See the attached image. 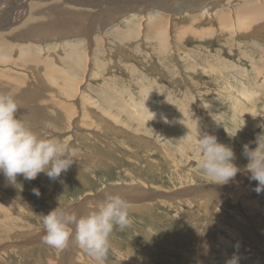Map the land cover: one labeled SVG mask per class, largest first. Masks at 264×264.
Listing matches in <instances>:
<instances>
[{
	"label": "rangeland",
	"instance_id": "obj_1",
	"mask_svg": "<svg viewBox=\"0 0 264 264\" xmlns=\"http://www.w3.org/2000/svg\"><path fill=\"white\" fill-rule=\"evenodd\" d=\"M74 1L81 3L0 0V56L11 60L5 66L0 63V79H5L3 73L10 69L12 81L21 86L20 92L26 90L32 95V100L28 97L23 104L17 102L18 117L38 136L61 141L76 159L55 181L41 173L30 181L18 177L21 187L6 186L0 174V264H226L234 254L239 256V264H264V193L254 191L258 182L250 181V175L243 177L248 174L243 170L249 161L242 154L245 144L254 149L257 137L264 135V127L260 126L264 124V21L248 28L238 19V12L245 5L264 0H233L229 4L227 0H208L214 7H209L212 10L207 15L200 13L203 9L197 0L183 1L193 2L199 8L198 14L185 11L174 15L159 8L162 15L159 18L164 20L169 34V48L163 50L164 54L159 51V55L148 47L151 43L148 35L153 36L149 21L139 17L127 19L133 21L129 27L140 32L139 37L130 39L125 46L114 44L110 37L114 29L127 28L123 21L118 23L120 15L107 31L98 27L90 35L79 32L72 38L68 36L65 39L81 42L77 49L87 59L80 66L74 59L66 63L75 69L74 92L69 96L61 77L55 81L44 72L34 71L29 64L19 65L21 47L27 46L41 47L37 48L38 56L45 59L52 54L55 64L65 67L57 58L62 55L61 49L51 45L52 41L63 40V33L56 31L59 35L50 38H36L39 35L20 38L14 32L31 12L56 8L61 13V3L68 10L91 15L96 12L95 6L105 7V11L125 3ZM141 1L146 4L150 0ZM170 1L178 6L175 4L178 0ZM128 9L121 16L131 14ZM20 11L24 12L19 17ZM222 11L232 16L227 25L226 17L230 14L226 16ZM59 18L61 15L48 24L58 23ZM104 63L107 65L103 66ZM151 88L155 94L150 102L162 105L156 124L143 117V107L137 109V104L143 102L142 94L151 93ZM172 96L178 97L169 98ZM109 98L118 99L119 103L112 104ZM98 105L104 108L94 116L91 109L96 111ZM115 114L122 121L116 120L115 133L113 127L109 128L112 132L106 133L96 126V120ZM63 117L66 119L61 124ZM169 120L184 126V133L196 136L195 139H176L170 128H163L162 122ZM152 124L153 133L148 130ZM204 133L215 135L218 142L235 152L234 162L242 171L230 182V187L213 184L198 168L199 157L191 141ZM159 148H168V157ZM194 185H217L218 195L210 198L209 188L201 190V197H197V192L178 191ZM118 186L125 187V192L116 189ZM33 188L40 190L39 198L32 193ZM109 189L121 198L142 194L140 198L144 199L128 202L132 225L124 231L114 230L104 261H96L73 243L69 244L72 248L57 250L42 242L45 231L40 215H47L59 202L61 208L71 212L75 207L73 213L78 215L96 211L104 199L98 194ZM77 206L80 208L76 209Z\"/></svg>",
	"mask_w": 264,
	"mask_h": 264
},
{
	"label": "clouds",
	"instance_id": "obj_2",
	"mask_svg": "<svg viewBox=\"0 0 264 264\" xmlns=\"http://www.w3.org/2000/svg\"><path fill=\"white\" fill-rule=\"evenodd\" d=\"M19 111L20 105L11 94L0 93V174H3L6 186L21 187L18 177L30 181L41 173L52 181L57 180L76 159L58 139L38 136L18 117ZM260 126L264 127V124ZM255 143L254 149L249 144L243 146L242 154L249 161L243 171L250 173V181L258 182L254 191L260 194L264 193V135H259ZM195 149L201 174L213 184L226 185L242 171L234 162L233 149L218 142L215 135L199 134ZM32 193L38 198L41 195L38 188H33ZM40 216L45 245L62 250L73 243L98 262L107 258L114 230L124 231L132 225L128 202L107 192L96 211L78 215L61 208L59 202L57 208ZM239 260L234 254L226 264H239Z\"/></svg>",
	"mask_w": 264,
	"mask_h": 264
},
{
	"label": "bare ground",
	"instance_id": "obj_3",
	"mask_svg": "<svg viewBox=\"0 0 264 264\" xmlns=\"http://www.w3.org/2000/svg\"><path fill=\"white\" fill-rule=\"evenodd\" d=\"M65 1L64 3H67V2H71V3H75L77 5H80L81 2L79 1H74V0H63ZM148 1V0H147ZM179 2H175L176 5H178L177 7L173 4V3H170L171 1L170 0H150L149 3H143L141 0H122V2H125L124 4H121V5H118V6H115V8H112L110 7L109 10H105L104 11V8H101L100 5L99 6H95L93 7L95 11H93L94 14L91 15V13H84V12H74L72 10H68L66 8L63 7V4L64 3H61V13L57 12V9L56 8H50L48 11H41V12H31L29 17L27 18V20L24 22V24H22V26H20V28L18 27L17 29V33L16 31L14 32V34L20 36V38H22L23 35H39L37 36L36 38H40V37H43V36H46V38H50V36H57L59 35V33L57 34L56 31L58 32H61L63 33V36H64V39L61 40V41H55V42H51V45L53 44L55 46V48H57L58 46V49H61L62 51V55L59 54L57 57L58 59L61 60L62 62V65L65 66V67H62L60 68V66L56 65L55 64V58L53 57L52 54H50V57L47 56L45 59H42V57L38 56V49L37 48H40L41 47H36L34 49L32 48H26L25 46L24 47H21V52H22V59L21 57L19 59H21V63H19V65H23V66H26L25 64H29L28 67L32 66V69L34 71L37 70V72L39 73H46L47 75H49L52 80L55 79V81H57V78L58 77H61V79H63V83L64 85H66L68 91V95L70 96V93H73L74 92V77L73 75L75 74V69L74 67H71V66H68L67 61H69L70 59H74L78 65H82L84 63V58L83 57V53H81L80 51H78L77 49V45L80 44L81 42L77 40H72V39H65L66 37L70 36L72 38L73 35H76V34H79V32H86L90 35L91 31L95 30V28H98L99 30L101 28H103V31L104 30H108L110 23L112 22H117L116 19H118L119 15L120 17H122L118 23H120L121 21H123V26H127L126 29H121L120 27L119 28H116L117 31H115L114 29V32L112 34H110V37L113 39V43L116 44V45H119V46H125L127 45L126 43H128V41L132 38H136L138 35H139V32L137 28H132V27H129L130 24L133 23V21H128L127 19L130 17H139V19H147V21H149L148 24L151 28V31H152V34L153 36L151 35H148V37H151V43L148 47L151 48V50L153 51V53L159 55V54H164L163 53V50L166 49V48H169V45H168V41H169V34L167 33L165 27H167L165 25V22L164 20H162L161 18H159V16L161 15V10H159V8L161 9H164L166 8V11H169L171 13H174L175 14H179V13H183L185 11H190V12H193L194 14H198L199 12V8L195 5H193V2L192 3H187L183 0H178ZM198 3H199V7L203 9V11H200L201 14L203 15H207L208 13H210V11L212 9H209V7H214V5L210 4L208 0H197ZM214 1V0H213ZM228 2H226L227 4H229L230 2H232L233 0H227ZM23 2V1H22ZM88 2V0H87ZM143 4H142V3ZM160 2V4L158 3ZM91 3V1H89V4ZM168 4L167 7H165V5L163 6V4ZM234 3V1L232 2ZM85 4V3H84ZM226 4V5H227ZM106 5V4H105ZM21 6V5H20ZM39 6V5H38ZM228 6V5H227ZM233 6V4H232ZM107 7V6H106ZM126 7V8H125ZM130 8V11H131V14H129L128 16H121V14H125L127 12V10H129L128 8ZM216 7H218V4L217 6H215V9ZM31 8V7H30ZM92 8V7H91ZM109 8V7H108ZM140 8V9H139ZM219 9V8H218ZM218 9L216 11H218ZM8 10V8H7ZM13 10V9H12ZM59 10V9H58ZM66 10V11H65ZM14 11V10H13ZM12 11V12H13ZM19 11V10H17ZM64 11V12H63ZM76 11V10H75ZM215 11V10H214ZM7 12V11H6ZM11 12V13H12ZM24 12V11H23ZM22 11L18 12L17 16H22L23 14ZM86 12V11H85ZM89 12V11H88ZM189 12V13H190ZM9 13V12H8ZM189 13H185V14H189ZM52 14H56V17H52ZM138 14V15H136ZM184 14V15H185ZM222 14H225L226 16H228L230 13L228 12H225V11H222ZM61 15V18L57 19L56 22L58 23H52V26H50L48 24L49 21H54V19H56L58 16ZM165 15V14H164ZM183 15V14H182ZM10 16V15H9ZM12 16V15H11ZM162 16V15H161ZM186 16V15H185ZM198 16V15H197ZM107 17V18H106ZM157 17V18H156ZM224 17V16H223ZM231 14L226 17L227 18V22H226V25L231 21ZM106 18V19H105ZM164 18V17H163ZM225 18V17H224ZM223 18V20H224ZM16 18H14L13 20H15ZM90 19V20H89ZM142 19V21H144ZM222 19V17H221ZM238 19H240L241 21H243L242 23L244 24V26L248 27V28H251L253 26L254 23H258V22H261V21H264V2L263 3H252V4H249V5H245V7H243L239 12H238ZM39 21H42V23H39ZM146 21V23H147ZM96 22V23H94ZM220 22H222L220 20ZM5 23H8L7 21ZM109 23V24H108ZM222 23H225V22H222ZM121 24V23H120ZM145 25V24H144ZM122 26V25H120ZM140 26V25H139ZM143 26V25H142ZM141 26V27H142ZM250 26V27H249ZM145 27V26H144ZM141 29V28H140ZM139 29V30H140ZM142 30V29H141ZM206 30V29H205ZM210 30V29H209ZM113 31V30H112ZM108 35V34H107ZM83 36V35H82ZM96 36V35H95ZM144 38L146 37L145 35H143ZM17 37V36H16ZM98 37V36H97ZM107 37V36H106ZM139 37V36H138ZM44 38V37H43ZM143 38V37H142ZM28 39H31V38H28ZM52 39V38H51ZM149 39V38H148ZM136 40V39H135ZM134 40V42H135ZM140 40V39H139ZM153 40V41H152ZM101 41V40H100ZM141 41V40H140ZM139 41V42H140ZM145 41V40H144ZM46 43H50L49 41H46ZM138 42V41H137ZM147 42V41H146ZM150 42V41H149ZM142 43V42H141ZM131 44V43H130ZM137 44V43H136ZM146 44V43H145ZM100 45V44H99ZM30 46V45H29ZM7 47V46H5ZM3 47V49L5 48ZM53 47V46H52ZM0 48H1V45H0ZM11 48V47H10ZM48 48V47H47ZM49 48L50 45H49ZM54 48V49H55ZM15 49V48H14ZM37 49V50H36ZM53 49V48H52ZM56 49V50H58ZM120 49V47H119ZM1 50V49H0ZM123 50V49H122ZM2 51V50H1ZM10 51V50H9ZM161 53H160V52ZM44 52V51H43ZM42 52V53H43ZM52 52V51H51ZM55 52V51H54ZM86 52V51H85ZM45 53V52H44ZM53 53V52H52ZM48 54V53H47ZM87 54V53H86ZM10 55V54H8ZM21 55V53H20ZM55 55V54H54ZM166 55V54H165ZM57 56V55H56ZM85 56V55H84ZM87 56V55H86ZM95 56V55H94ZM12 57V56H11ZM87 60V59H86ZM11 60L9 58H6V57H2L0 56V63L5 64L10 62ZM86 63V62H85ZM1 64V65H2ZM107 65V63H104L103 66ZM109 65V63H108ZM109 67V66H108ZM106 68V67H105ZM66 71V72H65ZM69 73V74H68ZM4 78L3 80L0 79V93H7V94H11L15 100L17 102H20V103H24L27 98L29 97L31 100H32V95L30 94V91H26L24 90V88L22 90H24V92H20L21 90H19V86L16 85L12 79H13V73L11 72L10 69H7L4 73ZM43 74V73H42ZM17 75V74H16ZM0 76H1V72H0ZM15 77V76H14ZM18 77V75H17ZM20 77V76H19ZM39 78V80H42V78L40 76H37ZM1 78V77H0ZM47 78V76H46ZM17 78L15 77V80ZM19 79V78H18ZM60 79V78H59ZM17 81V80H16ZM19 81V80H18ZM22 82V81H21ZM76 82V81H75ZM147 83V82H146ZM163 87V86H162ZM154 88V87H153ZM164 88V87H163ZM76 89V88H75ZM134 90V89H133ZM148 90V89H147ZM76 91V90H75ZM105 91V90H104ZM149 91H151V93L149 92H145L144 94H142V96L144 97L143 99H140L142 100L143 102L137 104V109L139 110L140 107H143V117L145 119H148V121L151 119L153 121V123H157L156 122V118H157V115L159 114V111H160V107L162 105H157L156 103H151L150 100L152 101L153 99V94H155L154 92H152V88L149 89ZM170 91V90H169ZM35 92H33L34 94ZM131 93L133 94V92L131 91ZM140 93V91H139ZM171 93V91H170ZM138 94V93H136ZM72 95V94H71ZM128 95V94H127ZM171 95V94H170ZM132 96V95H131ZM134 96V94H133ZM24 97V98H23ZM178 96H172V97H169L171 99H175L177 98ZM190 98V96H188ZM187 97V98H188ZM107 98V97H106ZM131 98V97H130ZM151 98V99H150ZM181 98V97H180ZM89 99V98H87ZM100 101H105L104 98H98ZM108 99V98H107ZM113 102L111 101V103H115V104H118V99H113ZM109 98V100H111ZM134 99V98H133ZM185 100H187L186 98H184ZM98 100V101H99ZM135 101V100H134ZM189 102V104H191V102L189 100H187ZM30 102V101H29ZM160 104L161 102L158 101ZM237 102V101H236ZM123 103V102H122ZM132 103V102H131ZM180 103H182L180 101ZM55 104H57V102H55ZM101 104H103L101 102ZM105 104V103H104ZM103 104V105H104ZM111 104V105H112ZM121 104V103H120ZM143 104V105H141ZM163 104V103H162ZM183 104V103H182ZM238 104V103H237ZM102 105V107H100L99 105V108L95 111V108H92L91 111L94 112L93 115L95 116V113H99L100 111H102V108H104ZM235 105V103H234ZM106 106V104H105ZM122 106V105H121ZM121 106H119L121 108ZM181 106V105H180ZM110 107H113V106H110ZM139 107V108H138ZM238 107V106H237ZM88 109V107L86 108ZM105 111V110H104ZM124 111V110H122ZM108 112V111H107ZM164 112V111H163ZM89 113V112H87ZM111 113V112H110ZM136 113V111H135ZM117 114L115 115H108V116H105V117H102V119H100V121H97L96 120V126H101L104 131L107 132H114L116 130V125H115V122L116 120H119L121 121L120 119V115H118L119 117L116 116ZM90 116V115H89ZM66 117V116H64ZM63 117V118H64ZM99 117V116H98ZM62 118V119H63ZM110 118V119H108ZM118 118V119H116ZM53 121H55L54 118H51ZM65 119L64 118V121H63L61 124H63L65 122ZM123 119V118H122ZM126 119V118H125ZM191 119V118H190ZM113 120V121H112ZM135 121V120H133ZM94 122V121H93ZM118 122V121H117ZM122 122V121H121ZM127 123V122H125ZM124 123V124H125ZM163 125H164V129H168L170 128L172 130V134L174 135V137L176 139H180V140H187L189 141V139H195L196 136H190V135H186L184 133V126H182L181 124H179L177 121L173 122V120H169V121H164L162 122ZM113 124V126H112ZM123 124V123H122ZM126 125V124H125ZM92 126V125H91ZM127 126V125H126ZM113 127V130L110 131L109 128ZM152 127H154V124H152L151 126L149 125L148 126V130L152 129ZM160 128V127H159ZM108 129V130H106ZM112 129V128H111ZM147 129V128H146ZM117 131V130H116ZM160 131H163L162 128H160ZM184 134H182V133ZM115 133V132H114ZM151 133L152 130H151ZM149 135V134H148ZM152 135V134H151ZM154 140V139H153ZM194 142H196V140H192L191 143L192 144H195ZM171 144L172 146L176 145L175 143H169ZM158 146V145H156ZM168 149V148H167ZM167 149H164V148H159L161 154L164 153L167 157H168V150ZM166 150V152H165ZM163 154V155H164ZM165 158V157H164ZM103 159H105L103 157ZM107 160V159H106ZM166 161V160H165ZM105 163V162H104ZM107 163V162H106ZM250 175V173L246 174V175H242L243 177H248ZM242 177V178H243ZM230 182L228 184H226L225 186H229L230 187ZM224 186V187H225ZM131 188V187H130ZM116 189H119V190H123L125 189V187H121V186H118L116 187ZM211 191V196L212 198H214L216 195H218V191H217V188L216 187H213V188H209ZM227 189H229L227 187ZM114 190V189H113ZM186 191V192H193V193H198L196 195L200 196V192H202L201 190H203V188L201 187H191V188H179L178 191ZM116 191V190H115ZM204 191V190H203ZM230 191V190H228ZM118 192V190H117ZM125 192V191H124ZM185 192V193H186ZM223 192V191H222ZM107 193H110L112 194V189L110 191L107 192ZM120 193H122L120 191ZM177 193V192H176ZM207 193V192H206ZM220 193V192H219ZM228 193V192H227ZM173 194V193H172ZM180 194V193H179ZM203 194V193H202ZM226 195V193H223ZM100 197H102V199L104 198V194H98ZM134 195V196H133ZM133 195H130L129 197H123V199H125L127 202H139L141 200L144 199V197L140 198V195H136V194H133ZM181 195V194H180ZM232 195V194H231ZM230 195V196H231ZM235 196V195H234ZM239 196V195H238ZM147 198H150L147 197ZM226 198V197H225ZM151 199V198H150ZM218 199V198H216ZM149 200V199H148ZM228 200V198H227ZM87 201V200H86ZM98 201V200H97ZM96 201V202H97ZM145 201V200H144ZM87 203V202H86ZM134 203V204H135ZM214 203H217L216 200L214 201ZM101 204V203H100ZM132 204V205H134ZM143 204V203H142ZM141 204V205H142ZM140 205V206H141ZM81 206V205H80ZM79 206L76 207V209L78 208ZM86 207V205H85ZM93 207V206H92ZM135 207V206H134ZM133 207V208H134ZM80 208V207H79ZM84 208L83 206H81V209ZM132 208V206H131ZM73 209V212L75 211V207L72 208ZM97 209V208H96ZM137 208H134V210H136ZM143 209V208H142ZM84 210V209H82ZM133 210V209H132ZM139 210V209H138ZM145 210V209H143ZM92 211V210H91ZM11 226V225H10ZM212 226V225H211ZM207 231V230H206ZM21 232V231H20ZM4 235V234H3ZM207 236V235H206ZM4 238V237H3ZM29 238V237H28ZM41 238V237H40ZM39 238V239H40ZM8 239V238H7ZM18 240V239H17ZM34 240V239H33ZM9 244V243H8ZM10 245V244H9ZM29 245V243H28ZM18 247V245H17ZM72 248V246H69ZM14 248V247H13ZM19 248V247H18ZM70 248V250H71ZM74 248V247H73ZM22 250V249H21ZM68 250V249H67ZM66 251V250H65ZM116 251V250H115ZM23 252V250H22ZM72 252V251H71ZM77 253V252H76ZM70 254V252H69Z\"/></svg>",
	"mask_w": 264,
	"mask_h": 264
},
{
	"label": "crops",
	"instance_id": "obj_4",
	"mask_svg": "<svg viewBox=\"0 0 264 264\" xmlns=\"http://www.w3.org/2000/svg\"><path fill=\"white\" fill-rule=\"evenodd\" d=\"M249 4H251V3H248V5H249ZM244 7H245V6H244ZM258 23H260V22H258ZM191 187H201V188H203V189H205V188H213V187H216V188H217V191H218V189H219L217 185H205V186H203V187H202V186H199V185H194V186H191ZM191 187H190V188H191ZM127 192H128V191H127ZM197 197H201V194H200V196L197 195ZM210 198H212V197H210Z\"/></svg>",
	"mask_w": 264,
	"mask_h": 264
}]
</instances>
